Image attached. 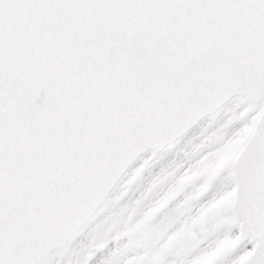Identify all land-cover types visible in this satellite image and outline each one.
Returning <instances> with one entry per match:
<instances>
[{"label": "snow or ice", "instance_id": "1", "mask_svg": "<svg viewBox=\"0 0 264 264\" xmlns=\"http://www.w3.org/2000/svg\"><path fill=\"white\" fill-rule=\"evenodd\" d=\"M228 108L128 198L144 152ZM105 213L80 264H264V0H0V264H71Z\"/></svg>", "mask_w": 264, "mask_h": 264}, {"label": "rangeland", "instance_id": "2", "mask_svg": "<svg viewBox=\"0 0 264 264\" xmlns=\"http://www.w3.org/2000/svg\"><path fill=\"white\" fill-rule=\"evenodd\" d=\"M235 115V112L232 109L225 110L224 113L217 116L216 118L209 120L204 127L200 130L199 133H197L194 137L190 145H188V153L185 156V160L181 164H174L172 171L166 175L167 177L159 179L157 182L154 183V181H151L149 184H147L148 189L150 190L152 187L159 183H163L164 180H166L169 176L177 172L178 170H181L183 167L187 166L194 158H196L201 152H203L206 148H208L209 145L215 143L217 140H219L223 136V127L226 124L227 119H231ZM240 141L233 142L232 145H230L228 148H226L219 157L210 160L209 163L206 165V168L210 171H214L217 168L223 167L227 165L230 158L237 152V149L239 148ZM148 172L147 165L144 167L143 175L139 179L137 177L139 176V173L136 172L133 174L130 178H128V181L131 182L132 180H136L134 184H131V187L126 189V191L129 193V197L132 200H135L138 198L140 193L144 192L145 189L142 187V189H132L133 187H137L136 184L141 183L143 181V178ZM155 185H152V184ZM132 191V192H131ZM134 191V192H133ZM134 193V196H132ZM123 193L121 192L120 196L118 198H115V200H118ZM108 213H105L104 216L101 218V223L98 227H92L89 229L87 233V239L88 244H85L82 249H80L77 252H73V255L71 257V264H80L81 258L84 256L85 251L87 248L91 247L93 243L97 240L100 233L103 231L102 224L104 219H106ZM99 229V231H98ZM55 264H68V260L64 256H57L55 260Z\"/></svg>", "mask_w": 264, "mask_h": 264}, {"label": "bare ground", "instance_id": "3", "mask_svg": "<svg viewBox=\"0 0 264 264\" xmlns=\"http://www.w3.org/2000/svg\"><path fill=\"white\" fill-rule=\"evenodd\" d=\"M228 109H231V108H228ZM217 116H219V115H217ZM209 120H212V119H207L204 122H202L197 128L193 129V131L190 132V134L186 138H184L181 142L177 143L174 146V148L165 149L163 152L157 153L153 156L148 154V155L142 157L140 159V161H143V163L145 165H147L148 172L145 175V177L143 178V181H141V183L136 184L137 187H133L132 189H142L143 186H144L143 188L145 190L148 189L147 184H149L151 181H154V183H158L157 181L159 179L167 177L166 175H168L172 171L174 164L179 165V164L183 163V161L185 160V156L188 153V151H187L188 145H190V143L193 140V137L197 133L200 132L202 127H204L205 124ZM239 141H240V143L243 142L242 140H239ZM135 173L136 172L131 173L128 178H130ZM154 183L152 185H155ZM121 192H122L121 187H119L114 192V194L112 195L111 200H115V198H118V196H120ZM132 194H133L132 196H134V193H132ZM99 225H94L93 227H98ZM85 244H88L87 236H85L83 240L75 241L73 243V249H72L73 252L78 253V251L80 249H82V247Z\"/></svg>", "mask_w": 264, "mask_h": 264}, {"label": "water", "instance_id": "4", "mask_svg": "<svg viewBox=\"0 0 264 264\" xmlns=\"http://www.w3.org/2000/svg\"><path fill=\"white\" fill-rule=\"evenodd\" d=\"M217 116V115H216ZM216 116L213 115L211 110H205L204 112L200 113L198 116V122L191 121L188 125L185 126L184 129H182L177 135L173 136V137H169L161 142H159L157 145H155L154 147L148 149L146 152H144L140 159L145 156V155H155L157 153H161L163 152L165 149H172L174 148V146L181 142V140L183 138H185L186 136H188L190 134V132L193 131V129L197 128L202 122H204L207 119H214ZM194 124V126H192ZM190 129V130H189ZM236 153L231 157V159L229 160L228 164L233 160V158L235 157ZM151 156V157H152ZM150 157V158H151ZM149 158V159H150ZM115 187H113L110 192L108 193L107 198L110 199V197L112 196L113 192L120 187L119 184V178H117V180L113 181ZM86 217L83 220L77 221V223L75 224V226L73 227L72 231H76L77 229H79L81 227V225L86 221ZM56 255L53 256V260H55Z\"/></svg>", "mask_w": 264, "mask_h": 264}]
</instances>
